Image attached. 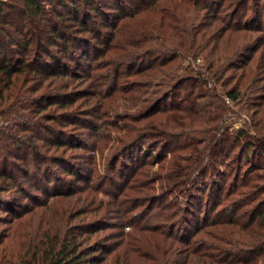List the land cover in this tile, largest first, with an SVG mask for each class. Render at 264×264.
<instances>
[{
  "label": "trees",
  "instance_id": "obj_1",
  "mask_svg": "<svg viewBox=\"0 0 264 264\" xmlns=\"http://www.w3.org/2000/svg\"><path fill=\"white\" fill-rule=\"evenodd\" d=\"M82 59L105 79L84 77ZM114 75L116 90L99 92ZM225 98L247 113L231 159L253 169L218 192L206 179L229 139ZM81 111L98 121L65 130ZM0 117V264H264V0H0ZM91 138L111 154L71 191L50 170L76 187L64 156ZM132 149L139 165L115 190Z\"/></svg>",
  "mask_w": 264,
  "mask_h": 264
},
{
  "label": "rangeland",
  "instance_id": "obj_2",
  "mask_svg": "<svg viewBox=\"0 0 264 264\" xmlns=\"http://www.w3.org/2000/svg\"><path fill=\"white\" fill-rule=\"evenodd\" d=\"M125 7H126L127 12H130L131 10H133V5L126 4ZM110 12H116L118 14V12L115 9H111ZM104 28H105V29H103L104 35L107 36L108 38H110L111 35L109 34V32H111V29L109 27H104ZM102 51L104 52V54H106L105 50H102ZM104 57L107 58L106 55H104ZM203 62H204V60L200 59V60H198L197 64L200 65V63L202 64ZM82 63H83V70L80 72H82V75H84V77H86V75H88V74H90L91 76H94L95 74H100L101 76L98 79L99 80L105 79L104 72L106 69H102V71H96V69L91 70V68H94L95 65H93L90 68L89 67L90 61H84L82 59ZM139 63L141 65L147 64L148 61L147 60L143 61V62L139 61ZM139 63H137L136 66H139L140 65ZM187 64L188 63L184 62L185 67L187 66ZM119 67H120V76L121 77L125 78L130 72H133V66H132V68H130V67L128 68L126 66L122 67L119 65ZM121 80L123 81L124 79L121 78ZM142 80H145V78H142ZM111 81L113 82V84L110 83L112 86L110 84H108L110 86H106V87H104L102 85V87L100 89L101 91H99V92H102L104 95H108L109 93L116 90V88H117L116 87L117 76L114 75V77L111 79ZM89 83H90V81L85 86H87ZM122 84H123V82H122ZM52 88H54V86ZM81 101L82 100H80L79 103ZM225 103H226L225 106H226L227 112L223 115L224 120L222 119L221 122L225 128H228L227 134L223 133V135H224V137H228L229 139H228V141L226 140V138L224 139L223 147L221 148V151L213 159V160H215V167L217 169H219V172H216L217 169L215 168L214 170L210 171V173L215 171V175L217 174L215 176V178L208 176V178L206 179V180H211L213 183H215L214 188L218 192H221V190H219V188L222 186L223 182H226V183L231 182V180L233 179V176H234L233 173H234L235 169L241 170L242 168H246L247 172L253 169L252 165L251 166L248 165L249 164L248 161H241L242 162L241 163L240 162L241 159H238L237 162H239V163H236V161H233L231 159L236 154H238V158L241 157V151H240L239 147H236L234 145L233 139H234L235 133H237L239 130L246 128L245 121H246L247 113L240 111V109L237 106H235L234 103L231 102L227 98H225ZM166 104L167 103H165V105H163V106H167ZM101 110L98 111L99 114L102 113ZM98 113L96 111L95 115H97ZM17 114H20V113L16 112L12 116L8 117L9 119L8 118H6V119L10 120L9 122H11L12 119L17 118ZM80 114H82V115H80L81 118L79 119V121L77 123H70L68 121L62 123L65 126L64 127L65 130L72 129V130L76 131L77 133L81 134V133L85 132V129H83L84 128L83 124L80 122H87V118L89 120H94L95 122L98 121V120L93 119L94 118L93 116L87 117V115H85L86 111H81ZM18 117H19V115H18ZM0 119L2 120V122L0 123V126H3L4 124H6V121H4L2 119V117H0ZM87 130H90V129H87ZM89 134H90V131H89ZM88 138H89V136H88ZM89 142H91V143L89 145L87 144V149H82L79 151V152H82V155L76 156V152H68L67 153L68 155L64 156L67 166L70 167L73 171H77V172L82 174V177H79L80 179H82V181H78L76 187L73 186L72 183H68L67 181H65L63 179V178H67L66 177L67 175H66V172L62 168L59 167V165H55L54 169L50 170V173L53 174V176H54L53 179L60 184H67L68 186H71V187H69V188H71V191L72 190L76 191L78 189L87 188L88 187V181L91 178V174L96 169H98L99 170L98 173H100V175H102L101 171L104 170V168L106 167V158H107V156H109L111 154V152L107 148L104 150V153L102 156L101 152L99 150H96V146L93 144L95 142V139L91 138V139H89ZM185 142L186 141L184 139H182L180 142H175L169 151H167V150H163V151L168 152V153L166 152V154H167V157L170 159V157L172 155L171 152L178 150L180 148V146H182ZM159 149H161V148L159 147ZM182 154H183V156L179 157V158H182L180 161H178L179 165H180V163H184V158L188 157L189 153L186 152V153H182ZM91 155H92V157L95 158V160H93L92 158H89ZM253 161L256 164V167H257V164H258V166H259V164L263 165L264 164V157L261 158V156H258L255 159L253 158ZM138 165L139 164H135V165L133 164V149L129 150L128 152H126L121 157V162L118 163V166L121 167L122 172L120 173L121 175L119 174V172H116V174H115V177H117V181L119 182V185L115 187V190H117L118 188L123 187L125 184H127L129 177L133 174V171L135 170L134 168H136ZM158 169H159V164H157L155 167V170H158ZM243 171H244V169L242 170V172ZM220 174H223L224 176L221 177ZM226 175H229V176H226ZM220 178H222V179H220ZM69 180L73 181L72 179H69ZM53 183H54V181H53ZM140 184H141V182H139V184H137V186H139ZM227 184L229 185L230 183H227ZM213 194H215V193H213ZM39 195H40V200H45V201L47 200V195H43L41 193H39ZM160 197H162V198H160V201L158 203L160 205L161 204L169 205L171 203V201L174 200V198L169 199L168 197H164V195H160ZM139 200L142 201V198ZM175 200H177V199H175ZM175 200H174V202H175ZM51 203H52V201H51ZM27 204L30 205V208H34V206L38 205L36 203H31V201H28ZM164 205H162V206H164ZM36 210L39 211L40 214H42L45 211V209H39V208H37ZM56 211H59L58 208L56 210H50L49 212H47V215L48 216L53 215L54 218L55 217L59 218L60 215L57 214ZM34 216L35 215L30 214L28 216V219H32ZM139 217H141V216H139ZM35 219L36 218H33V220H35ZM38 220L39 219H37L33 223L28 224L27 227L39 226ZM112 222H115V221H112ZM0 227L3 228V230H7L6 228H8L9 225H2V226L0 225ZM119 232H121V231L118 229H115L114 231L107 232L108 234H111L110 240L108 242L113 243L114 241L112 238H113L114 234H119ZM125 232H129V228L126 227ZM97 238H99V237H97Z\"/></svg>",
  "mask_w": 264,
  "mask_h": 264
}]
</instances>
